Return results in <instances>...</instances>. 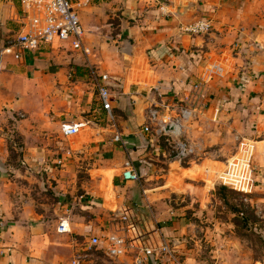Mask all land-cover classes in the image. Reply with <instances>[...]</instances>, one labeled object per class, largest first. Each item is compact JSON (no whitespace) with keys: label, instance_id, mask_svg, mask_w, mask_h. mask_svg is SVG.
Here are the masks:
<instances>
[{"label":"crops","instance_id":"1","mask_svg":"<svg viewBox=\"0 0 264 264\" xmlns=\"http://www.w3.org/2000/svg\"><path fill=\"white\" fill-rule=\"evenodd\" d=\"M0 2L1 48L18 31L16 18L21 5L19 0ZM79 16L85 45L92 51L88 64V58L66 43L39 53H25L21 59L0 53V126L5 134H19L12 127L20 121L13 122L8 112L29 103L24 107L28 115L21 120L28 121L29 132L42 136L39 131L44 128L43 134L51 139L57 129L62 141L61 167L44 166L46 152L34 156V150L26 149V177L43 186L57 175L75 172L80 154L88 151V145L96 149L98 159L90 168L89 180L93 190L76 197L74 206L79 210L57 205L55 210L60 214L55 228L43 213L34 212L32 205L29 211H23L28 200L9 197L0 187V264H45L44 257L57 246L58 239L77 241L80 247L83 238L86 241L117 228L119 212L125 206L134 208L135 220L155 241L160 233L175 240L177 222L166 216V224L156 223L160 220L149 215L151 205L173 192L189 191L185 184L206 186L205 176L218 168L215 163H221L214 155L194 159L202 146L189 139L193 138L190 132L204 131L205 120H220L234 113L243 119L242 137H254V124L264 117V59L257 46L264 42V0H88L79 9ZM200 21L209 22L207 32L186 30ZM69 50L68 59L76 61L77 66L60 67ZM84 60L88 69L81 63ZM68 69L82 78L75 79L73 86L67 84ZM86 70L91 76L110 75L122 141L114 140L115 128L97 97L93 79L84 81ZM65 88L72 94L62 107L59 91L63 94ZM72 98L74 103L70 105ZM36 103H41V110L35 109ZM48 106L56 111L57 117L52 118L55 123L41 114ZM153 108L159 110L158 119L168 115L178 120L179 129L158 133L150 125L146 132L144 127ZM62 121L84 123L80 131L88 126L87 132L85 128V133H78L79 146L75 147L72 139L77 134H61ZM250 130L252 135L247 134ZM88 138L94 144H89ZM177 138L197 147L196 153L185 159L189 160L187 164L170 154L168 139ZM9 151L5 135L0 134V183L10 180L7 173L13 166ZM34 157L40 162L31 161ZM128 161L132 167L127 166ZM127 168L137 171L140 180H125L123 172ZM13 170L19 175L22 169L15 166ZM58 182L65 184L67 179L64 176ZM62 220L67 221L71 232L57 231ZM20 233L27 234L24 241L17 235ZM34 251L41 252L38 257L43 259L33 261ZM119 260L133 264L131 257Z\"/></svg>","mask_w":264,"mask_h":264},{"label":"rangeland","instance_id":"2","mask_svg":"<svg viewBox=\"0 0 264 264\" xmlns=\"http://www.w3.org/2000/svg\"><path fill=\"white\" fill-rule=\"evenodd\" d=\"M68 53L58 64L60 67L66 68L69 64L70 66H77L76 61H71V59L69 61L70 50ZM89 59H86V64L89 63ZM81 63L84 68L88 69L84 65L85 60ZM69 70L66 73L68 77L67 84L73 86L72 82L75 79L81 81L82 78ZM86 71L87 74L88 70ZM91 79L93 78L88 73L84 81L88 83ZM82 88H86V85H83ZM70 92L71 90L66 88L63 89V94L59 91L61 96L60 106L64 107L66 105V99L72 94ZM72 102L74 103L73 98L69 101V104L71 105ZM29 106V103H25L23 108ZM42 107L41 103H36L35 109L41 110ZM23 108H14L11 113L8 112L10 118H13V122L16 119L20 121L18 125L12 127L20 135L15 131H11L9 135L5 134V130L0 126V134L5 135L6 146H9L8 160L11 162V166H18L22 169L19 175H16L13 167H10L11 170L7 173L10 180L1 181L0 187L7 192L6 194L9 197L28 200L29 203L24 206L23 211H29L32 205L34 212L43 213L46 221L55 227L59 219L58 214H60L59 211L57 213L55 210L57 205H60V208L66 205L67 208L72 209L76 197L86 192H92L93 187L89 181L91 179L90 168L94 167V163L98 159V152L88 145V151L80 154L79 164H77L75 172L72 171L70 175H64L67 179L65 184L58 182V179L64 177L62 175H57V179H50L46 186L30 180L26 177L27 170L24 165L27 163L25 159L26 149H28V152L34 150V156H40L46 152L48 157L44 166H60L57 161L61 159L59 150L62 141L57 129H54L51 139L48 135L43 134V131H46L44 128L39 131L42 132V136H39L40 133L32 134L29 132L28 121H21L26 119L25 117L28 115V112ZM55 112L53 108L48 106L41 114L45 120L49 119L55 123L56 119L52 120V118L57 117ZM262 118L254 124L253 129L256 130V135L249 137L255 143L256 179V186L250 192H238L226 187L222 185L217 177L218 173L225 168V163L238 151L239 140L242 135H245L243 119H238L236 114L231 113L220 120H205L202 122L204 128L202 132H198L197 129L196 132H190L193 138L189 137V139L195 140V142L199 141L202 146L199 155L194 159L214 155L221 163H215L218 168L212 169V173L205 176L206 186L202 183L195 186L185 184V187L190 188L189 191H176L169 194L162 202L154 201L151 205L152 210L149 212V215H152L155 221L160 220L156 223L166 224V216H172L174 224L177 222L174 244L176 254L181 261L187 264H264V117ZM149 123L153 130L160 127L158 122ZM51 126L55 127L56 125ZM87 127L86 125L79 133L83 134L85 130L87 132L89 130ZM78 138H81L78 134L72 138L75 147L80 145L81 140ZM87 140L89 144H94L91 138ZM41 147H45L46 151H43ZM37 148H39L38 152L35 151ZM31 161L40 162L38 157H34ZM188 161L186 160V163ZM23 162L25 163L23 164ZM157 203H161V205H157ZM73 209L79 210V207L76 205ZM17 235L21 241H24L27 237L25 233ZM76 242L72 243L65 239H58L57 246L51 251L49 250L44 257V263L73 264L74 254L80 248ZM80 242L84 243V238ZM83 243L80 245H84ZM89 252L91 255L87 257L86 264H127L124 260L108 257L101 250H91ZM35 254L31 256L32 259H35L33 261L43 259L38 257L41 252ZM28 260L31 261V258H28Z\"/></svg>","mask_w":264,"mask_h":264},{"label":"built area","instance_id":"3","mask_svg":"<svg viewBox=\"0 0 264 264\" xmlns=\"http://www.w3.org/2000/svg\"><path fill=\"white\" fill-rule=\"evenodd\" d=\"M21 12L16 18L19 24L15 35L9 37L0 48V53L11 55L21 59L25 53H39L47 47L55 44L66 43L73 49L81 52L88 58L92 51L85 45V30L80 22L79 9L86 6L88 0H19ZM210 29L207 21H200L186 28L191 33H203ZM264 59V42L257 43ZM97 97L106 111L108 119L115 128V141H122V135L116 124L113 107V92L110 88V75L107 73H93L92 75ZM158 108L149 111L148 123L144 127L150 131V123L158 122V133H168L170 124L181 125L178 120L173 121L170 116L158 119ZM186 117V115H184ZM82 122L62 121L60 132L65 137H71L79 133L83 127ZM168 130V131H167ZM170 154L180 160L186 159L196 153L197 147L192 142L177 138L168 139ZM255 143L252 138L241 137L237 153L230 158L224 171L219 176L222 185L230 187L238 192H250L256 186ZM63 164V160L58 161ZM127 166H131L130 161ZM123 178L130 181H139L140 175L132 168L123 172ZM134 208L123 207L118 216L117 228L105 233L90 236L74 254L73 264H86L89 251H103L108 257L119 259L131 257L133 264H187L179 259L176 254L174 240L159 234V240L155 241L149 234L144 233L134 218ZM57 231L59 233L71 232L66 220H62ZM159 232V229H157Z\"/></svg>","mask_w":264,"mask_h":264},{"label":"water","instance_id":"4","mask_svg":"<svg viewBox=\"0 0 264 264\" xmlns=\"http://www.w3.org/2000/svg\"><path fill=\"white\" fill-rule=\"evenodd\" d=\"M0 6H1V2H0ZM178 129H179V126L176 124H170L168 127V130L177 131Z\"/></svg>","mask_w":264,"mask_h":264},{"label":"trees","instance_id":"5","mask_svg":"<svg viewBox=\"0 0 264 264\" xmlns=\"http://www.w3.org/2000/svg\"><path fill=\"white\" fill-rule=\"evenodd\" d=\"M248 131H249V130H248ZM251 131H252V130H250V132L247 133V134L252 135V132H253V131H252V132H251ZM182 161H183V164H187L185 159H183Z\"/></svg>","mask_w":264,"mask_h":264}]
</instances>
